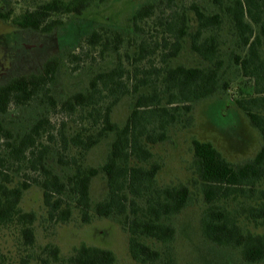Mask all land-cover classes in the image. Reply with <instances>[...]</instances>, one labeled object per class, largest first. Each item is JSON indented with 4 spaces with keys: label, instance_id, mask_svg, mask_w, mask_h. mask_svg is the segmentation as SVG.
Returning a JSON list of instances; mask_svg holds the SVG:
<instances>
[{
    "label": "trees",
    "instance_id": "trees-1",
    "mask_svg": "<svg viewBox=\"0 0 264 264\" xmlns=\"http://www.w3.org/2000/svg\"><path fill=\"white\" fill-rule=\"evenodd\" d=\"M106 0H33L14 14L0 17L20 28L49 32L64 18L81 15ZM188 7L179 0L142 4L130 18V30L100 26L92 29L65 52L72 72L84 64L106 67L92 71L83 90L66 97L54 94L60 66L48 58L35 74L15 76L0 85V227H22L23 243H35L34 212L20 206L24 191L38 184L45 218L68 222L73 209L85 222L91 217H114L128 232V251L140 264L163 260L154 243L166 245L176 235L172 218L190 204L187 183L161 185V163L154 160L152 145L168 139V131L181 118L190 123L193 103L227 91L234 66L249 88L234 102L260 135L261 145L241 163H231L209 141L191 140L193 182L204 207L199 228L211 243L236 250L243 264H264V0H206ZM188 9L193 12L192 28ZM228 26L234 47L223 57L222 32ZM188 43L200 59L196 65L173 64ZM131 97L132 107L123 123L112 118L114 107ZM41 109L24 131H15L3 120L11 107ZM64 117L58 127L54 113ZM110 139L105 161L93 166L88 153ZM55 162L64 174L49 163ZM19 173L20 181L14 183ZM102 174L106 193L93 202L90 184ZM39 264H116L110 249L81 244L62 257L56 245L46 244ZM166 264H173L171 257ZM0 264H3L0 259Z\"/></svg>",
    "mask_w": 264,
    "mask_h": 264
},
{
    "label": "rangeland",
    "instance_id": "rangeland-1",
    "mask_svg": "<svg viewBox=\"0 0 264 264\" xmlns=\"http://www.w3.org/2000/svg\"><path fill=\"white\" fill-rule=\"evenodd\" d=\"M32 1L0 0V12L6 14L13 9L16 14ZM150 1L156 0H106L92 5L81 15L65 17L62 26L49 32L23 29L15 26L9 18L0 17V85L15 76L38 73L44 62L55 56L59 59L60 66L52 87L54 94L61 98L83 90L92 71L101 66L106 67L111 61L100 65L87 63L78 71L72 72L65 61V52L75 49L79 40L100 26L128 32L134 10ZM191 3L212 9L206 0H179V4L185 7ZM187 12L193 28V12L190 9ZM222 36L226 40L222 48L223 57L228 62V53L234 47L228 26L224 28ZM172 63L196 65L200 63V59L190 50L189 44L185 43ZM235 72L234 66L229 65L226 69V76L231 79L228 90L218 91L209 98L193 103L189 125L183 116L181 121L169 129L166 141L151 147L153 159L162 166L157 174V182L161 185L187 183L193 192L190 204L172 218L176 228L173 241L166 245L154 243L153 246L160 249L163 255V260L156 264H166L167 257L172 258L173 264H243L236 250L217 246L203 237L198 221L204 202L192 180L191 170L193 138L211 142L231 163L246 161L261 145L258 131L250 126L247 117L234 102L250 84ZM132 104L131 97L123 98L113 109V120L123 123ZM40 111L34 104L11 107L3 120L15 131H24ZM62 117L66 119L61 113H54L52 120L56 122V127ZM109 140H103L88 153V164L98 166L105 161ZM49 163L64 174L62 167L55 162L54 153L49 156ZM20 180L17 173L13 184ZM106 190L103 175H97L90 184L91 200L96 202L102 199ZM20 206L24 211L36 214L37 219L32 225L35 243H23L22 227L18 225L0 227V259L3 264H39L38 257L46 244L56 245L62 257L69 256L81 244H87L110 249L116 256V264H140L129 254L127 230L114 217L105 218L92 214L90 222H85L80 211L75 208L71 219L66 223L46 220L43 218L46 211L38 184H33L24 191ZM256 231L264 233V226Z\"/></svg>",
    "mask_w": 264,
    "mask_h": 264
}]
</instances>
